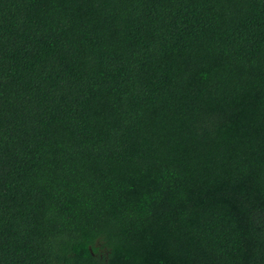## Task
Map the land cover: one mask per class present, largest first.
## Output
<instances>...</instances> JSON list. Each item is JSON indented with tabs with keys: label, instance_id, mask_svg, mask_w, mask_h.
Instances as JSON below:
<instances>
[{
	"label": "trees",
	"instance_id": "1",
	"mask_svg": "<svg viewBox=\"0 0 264 264\" xmlns=\"http://www.w3.org/2000/svg\"><path fill=\"white\" fill-rule=\"evenodd\" d=\"M0 264H264V0H0Z\"/></svg>",
	"mask_w": 264,
	"mask_h": 264
}]
</instances>
